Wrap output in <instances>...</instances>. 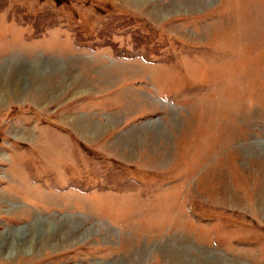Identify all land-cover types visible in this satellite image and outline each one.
I'll return each instance as SVG.
<instances>
[{"label":"rangeland","instance_id":"1","mask_svg":"<svg viewBox=\"0 0 264 264\" xmlns=\"http://www.w3.org/2000/svg\"><path fill=\"white\" fill-rule=\"evenodd\" d=\"M0 264H264V0H0Z\"/></svg>","mask_w":264,"mask_h":264},{"label":"bare ground","instance_id":"2","mask_svg":"<svg viewBox=\"0 0 264 264\" xmlns=\"http://www.w3.org/2000/svg\"><path fill=\"white\" fill-rule=\"evenodd\" d=\"M49 239V238H48Z\"/></svg>","mask_w":264,"mask_h":264}]
</instances>
